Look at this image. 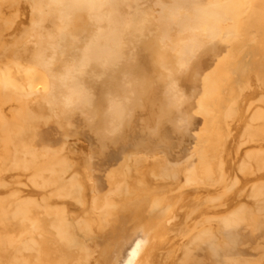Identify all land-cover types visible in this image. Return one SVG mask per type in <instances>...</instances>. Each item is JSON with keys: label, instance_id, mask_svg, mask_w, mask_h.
Listing matches in <instances>:
<instances>
[{"label": "bare ground", "instance_id": "obj_1", "mask_svg": "<svg viewBox=\"0 0 264 264\" xmlns=\"http://www.w3.org/2000/svg\"><path fill=\"white\" fill-rule=\"evenodd\" d=\"M0 264H264V0H0Z\"/></svg>", "mask_w": 264, "mask_h": 264}]
</instances>
